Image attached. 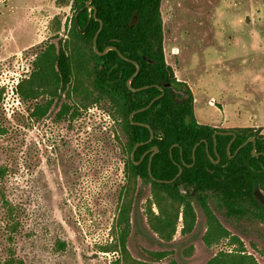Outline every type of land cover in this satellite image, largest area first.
<instances>
[{
  "label": "rangeland",
  "instance_id": "374dc122",
  "mask_svg": "<svg viewBox=\"0 0 264 264\" xmlns=\"http://www.w3.org/2000/svg\"><path fill=\"white\" fill-rule=\"evenodd\" d=\"M161 13L167 63L189 80L198 121L264 134V0H162ZM73 17L72 0H0V264H124L118 219L126 202L132 259L166 251L159 262L264 264V225L228 217L215 201L206 212L193 200V221L176 204L169 239L152 228L150 213L160 212L152 187L127 184L116 138L123 119L108 100L85 108L62 93L32 114L51 96L23 99L17 85L51 45L72 48ZM64 103L78 114H60ZM1 194L20 211L16 231Z\"/></svg>",
  "mask_w": 264,
  "mask_h": 264
},
{
  "label": "trees",
  "instance_id": "16d2710c",
  "mask_svg": "<svg viewBox=\"0 0 264 264\" xmlns=\"http://www.w3.org/2000/svg\"><path fill=\"white\" fill-rule=\"evenodd\" d=\"M87 1L72 0V48L51 45L37 58L35 71L17 85L23 99L36 98L40 93L51 96L44 105L36 106L32 114L38 111L43 114L52 100L62 93L76 95L85 108L108 100L115 113L123 119L119 120L123 138L120 135L116 138L121 151L127 155L124 167L127 184L141 180L143 184L151 185L160 212H151L149 223L162 238L169 239L175 233L178 213L173 210L176 204L184 205L185 217L189 215L193 219V200L206 212L210 208L209 202L215 201L228 217L260 218L264 221V206L258 200L264 199V134L254 127L223 128L198 121L190 86L177 79L166 60L162 0H93L91 4L97 9L95 15L94 9L85 7ZM100 20L103 26L97 37L99 51L116 46L123 55L137 61L140 70L131 79V84L135 88L142 87L140 90L132 91L127 85V80L136 70L132 61L123 59L115 49H109L102 55L94 49L93 38L100 27ZM82 44L87 51H82ZM157 85L164 88V94L133 117L134 121L150 125L154 137L149 140L150 129L132 123L129 116L161 94ZM72 109V116L78 114V107L64 103L60 114H67ZM218 131L236 134L229 150L233 135L218 134ZM249 137H254L259 155H252L253 141L235 153ZM198 142L194 161L193 149ZM137 143L140 144L132 157ZM154 146L158 148L151 160L155 179L148 171ZM209 154L214 160L219 157V161L213 162ZM180 166L182 172L173 181L177 185L158 181L172 180ZM0 172L3 173L1 169ZM181 186L187 194L181 192ZM1 195L6 223L11 228L10 232L16 231L20 211L5 195ZM129 212V203L126 202L118 219L121 226L119 249L125 255L124 264H129L127 261L132 263L126 245L130 232ZM59 245L64 248L65 242L59 241ZM150 253L156 258L154 261L130 258L134 264H178L174 260L159 262L166 256V251Z\"/></svg>",
  "mask_w": 264,
  "mask_h": 264
},
{
  "label": "water",
  "instance_id": "95a60500",
  "mask_svg": "<svg viewBox=\"0 0 264 264\" xmlns=\"http://www.w3.org/2000/svg\"><path fill=\"white\" fill-rule=\"evenodd\" d=\"M92 1H93V0H88V1L86 2V4H85V7L94 9V15H95L97 9H96V7H95L93 4H91ZM85 7H83V8H85ZM77 14H78V13H77ZM102 26H103V22L100 20V27H99L98 31L96 32V34L94 35V38H93V46H94V49H95V50L97 51V53L100 54V55L104 54V53H105L106 51H108L109 49H115V50L118 51L119 55H120L123 59H127V60H129V61H132V62L135 64V66H136V70H135L134 74H133V75L127 80V85H128V87H129L132 91L140 90L142 87L135 88V87H133L132 84H131V79H132V78H133V77L139 72V70H140V65H139V63H138L137 61H135V60H131V59H129L128 57H126L125 55H123L122 52H121L116 46H112V45H111V46L106 47L103 51H99L98 46H97V37H98V34H99V32H100ZM82 31H84V30H82ZM157 86L161 89V91H162L161 94L158 95V96H156L155 98H153V99H152V100H151V101H150L145 107H142V108H140V109H138V110L133 111V112L130 114V116H129V118H130V120H131L132 123H134V124H139V125H144V126H147V127L150 129V131H151V135H150V139H149V140H152L153 137H154V133H153V130L151 129L150 125L147 124V123L134 121V120H133V117H134V114H135L136 112L143 111V110L149 108V107L151 106V104H152L156 99L160 98V97L164 94V88H163L162 86H160V85H157ZM216 133H218V134H232V135H233V138L231 139V141H230V143H229V145H228V150H229L231 143L233 142L234 138L236 137V134H235L234 132H222V131H218V132H216ZM216 133H215V134H216ZM202 141H205V140H202ZM214 141H215V146H216V138H214ZM249 141H253V142H254V146H253V150H252V155H253V156H257V155H259V153L256 152V145H255V139H254V137H249L248 139H246V140H245V141H244V142L238 147V149H236L235 153H237V151L239 150V148H241L242 146L246 145ZM199 143H200V142H198V143L194 146V149H193V159H194V161H195V158H196V154H195V152H196V148H197V146L199 145ZM139 144H140V143H137V144L134 146V149H133V151H132V157L134 156V151H135L136 147H137ZM207 150H208V148H207ZM157 151H158L157 146H154V147L151 148L150 161H149V165H148V171H149V174H150V176L153 177V179H155V178H154V176H153V174H152L151 160H152L153 155H154ZM233 156H234V155H230V157H233ZM209 157L212 159L213 162H218V161H219V157H218L217 160H214L210 154H209ZM192 164H193V163H192ZM192 164H190V165H192ZM186 165H187V164H186ZM181 172H182V167L180 166V167H179V172H178V174H177L172 180H168V179H158V181H159V182H164V183H172V182H173V181H174V180H175V179L181 174ZM173 184H174V185H177V182H173ZM260 202H261L262 204H264V200H263V199H260Z\"/></svg>",
  "mask_w": 264,
  "mask_h": 264
},
{
  "label": "crops",
  "instance_id": "0c3cea01",
  "mask_svg": "<svg viewBox=\"0 0 264 264\" xmlns=\"http://www.w3.org/2000/svg\"><path fill=\"white\" fill-rule=\"evenodd\" d=\"M177 75V74H176ZM179 79V78H178ZM181 79L183 80V81H185V82H187L188 84H189V86H191V84H190V82H189V80L187 79V78H184V76H182L181 77ZM195 100H196V97H195ZM210 103V102H209ZM212 104V103H211ZM194 110H195V112H197L196 111V109L194 108ZM223 112V114H224V110L222 111ZM205 118V117H204ZM203 118V119H204ZM227 119H229L228 117H227ZM227 121V120H226ZM199 122H202V121H199ZM205 122V121H204ZM204 122H202V123H204ZM214 126H218V125H214ZM220 127V126H219ZM223 127H228V126H223ZM263 132H264V129H263Z\"/></svg>",
  "mask_w": 264,
  "mask_h": 264
},
{
  "label": "flooded vegetation",
  "instance_id": "af4514ba",
  "mask_svg": "<svg viewBox=\"0 0 264 264\" xmlns=\"http://www.w3.org/2000/svg\"><path fill=\"white\" fill-rule=\"evenodd\" d=\"M260 199H263V198H258V200H259V202H260ZM264 200V199H263ZM261 203V202H260ZM262 204V203H261ZM263 206H264V204H262ZM255 219H257L258 221H260L261 222V224H263L264 225V221L262 220V219H260V218H255Z\"/></svg>",
  "mask_w": 264,
  "mask_h": 264
}]
</instances>
